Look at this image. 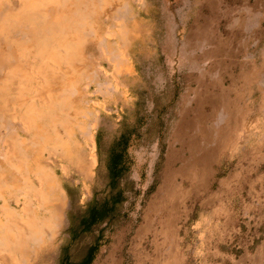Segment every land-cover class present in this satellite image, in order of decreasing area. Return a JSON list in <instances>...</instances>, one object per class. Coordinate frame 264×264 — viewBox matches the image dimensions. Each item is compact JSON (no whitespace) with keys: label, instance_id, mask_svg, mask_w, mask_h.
I'll use <instances>...</instances> for the list:
<instances>
[{"label":"rangeland","instance_id":"rangeland-1","mask_svg":"<svg viewBox=\"0 0 264 264\" xmlns=\"http://www.w3.org/2000/svg\"><path fill=\"white\" fill-rule=\"evenodd\" d=\"M131 129L137 193L90 264H258L264 0H0V226L59 218L18 264H80L98 232L70 241L69 215L104 196L109 151ZM67 135L88 171L62 156Z\"/></svg>","mask_w":264,"mask_h":264},{"label":"trees","instance_id":"trees-1","mask_svg":"<svg viewBox=\"0 0 264 264\" xmlns=\"http://www.w3.org/2000/svg\"><path fill=\"white\" fill-rule=\"evenodd\" d=\"M134 130L122 133L114 143L108 154L106 162L105 193L101 198H94L86 205L80 214L69 215L67 233L70 241H83L85 237L97 231L93 241L87 245L86 252L80 264H90L96 251L100 247L106 227L114 226L121 219V212L129 198L136 195L133 182L129 179L130 160L127 153L129 141ZM62 264H68L67 258Z\"/></svg>","mask_w":264,"mask_h":264},{"label":"bare ground","instance_id":"bare-ground-1","mask_svg":"<svg viewBox=\"0 0 264 264\" xmlns=\"http://www.w3.org/2000/svg\"><path fill=\"white\" fill-rule=\"evenodd\" d=\"M62 8V7H61ZM62 12V11H61ZM62 17V16H61ZM61 22H63L61 20ZM62 32V31H61ZM116 37V36H115ZM58 39V38H57ZM55 42V41H54ZM5 66V65H4ZM6 69V68H5ZM82 131L84 132L85 138H86V142H91L93 141V139L88 136V128L85 126L82 127ZM83 135V136H84ZM19 142V141H18ZM11 143V142H9ZM13 143V142H12ZM11 143V144H12ZM93 143V142H92ZM14 144V143H13ZM19 144V143H17ZM80 145V144H79ZM79 145L73 140V138L70 135H67V137L63 138H59V143L58 146H60L62 148V156L67 160V161H75V164L77 166V168L81 171V172H86L88 171V169L90 168V159L91 158V154L88 153L86 156L81 155L80 153V147ZM10 147V146H9ZM21 148V147H20ZM13 149V148H12ZM11 149V150H12ZM22 149V148H21ZM14 150V149H13ZM16 150V149H15ZM14 150V151H15ZM82 151V150H81ZM84 151V150H83ZM93 151V150H92ZM10 152V150H9ZM17 152V151H15ZM85 152V151H84ZM87 152V151H86ZM9 155V154H8ZM12 156V155H11ZM10 156V157H11ZM88 157V158H87ZM8 158V157H7ZM93 158L95 159V157L93 156ZM5 160V159H4ZM9 159H7L8 161ZM62 162V161H61ZM9 163V162H8ZM74 163V162H73ZM10 164V163H9ZM13 164V163H12ZM15 165L17 166V164L15 163ZM14 165V167H16ZM12 166V165H11ZM17 168V167H16ZM15 169V168H14ZM9 171V170H8ZM10 172V171H9ZM38 173L40 176V180L42 181V187L44 186V188L47 190L45 196L47 198V201L51 204L52 207H54V209H59L60 206H62L63 201H62V194L60 192V190L58 189L56 182L54 180V177L52 176V174L46 170L45 168H39L38 169ZM9 176V175H8ZM13 178V177H11ZM15 179V178H14ZM17 179V178H16ZM15 179V180H16ZM13 183V182H12ZM16 184V182H15ZM40 185V184H39ZM17 186V184H16ZM27 189V188H26ZM43 194V191H41ZM40 194V192H39ZM40 194V195H42ZM43 194V195H44ZM50 206V207H51ZM26 207V206H25ZM59 207V208H58ZM7 208V207H6ZM54 210V211H55ZM29 211V210H28ZM26 212V211H25ZM50 212V211H49ZM3 213V211H2ZM24 213V212H23ZM33 213V211H32ZM31 213V214H32ZM48 213V211H47ZM46 213V214H47ZM6 214V212H5ZM15 214V213H14ZM29 214V213H28ZM27 214V216H28ZM30 215V214H29ZM15 216V215H14ZM17 216V214H16ZM32 216V215H30ZM48 216V215H47ZM6 217V216H5ZM19 217V216H18ZM37 217V216H35ZM14 218V217H13ZM17 218V217H16ZM33 218V216H32ZM38 218V217H37ZM1 219V217H0ZM19 219V218H18ZM22 219V221L25 219ZM31 219V218H30ZM29 219V221H30ZM58 217H57V212H53V214L51 215L50 218L46 219L45 221L43 220V222L37 223L33 226H30V229H27L26 231L23 230L21 231L20 228L18 229H11V228H5L7 226H0V264H10L11 262H15L16 264H18V262L24 257V255H26L25 252H28L27 250L30 249L29 246L26 244H34L37 238L36 232L37 230L40 232L41 235H46L47 237L50 236V234H53L52 232L55 231L56 226L58 224ZM2 220V219H1ZM6 220V219H5ZM9 220V219H7ZM39 221V219H36ZM4 221V220H3ZM11 220H9L10 222ZM6 222V221H4ZM18 222V221H17ZM26 222V221H25ZM36 223V222H34ZM7 224V222H6ZM19 224V222H18ZM33 225V224H30ZM20 226V225H19ZM23 226V225H22ZM23 228V227H22ZM8 229V230H7ZM55 235V234H54ZM48 239V238H47ZM32 250V249H31ZM32 252V251H31ZM33 253V252H32ZM34 254V253H33Z\"/></svg>","mask_w":264,"mask_h":264},{"label":"crops","instance_id":"crops-1","mask_svg":"<svg viewBox=\"0 0 264 264\" xmlns=\"http://www.w3.org/2000/svg\"><path fill=\"white\" fill-rule=\"evenodd\" d=\"M260 253H263L262 255ZM258 254L256 257H255V261L258 263V264H264V245H262V247L260 246L259 248V251H258Z\"/></svg>","mask_w":264,"mask_h":264}]
</instances>
